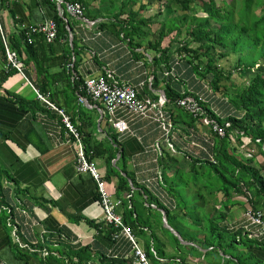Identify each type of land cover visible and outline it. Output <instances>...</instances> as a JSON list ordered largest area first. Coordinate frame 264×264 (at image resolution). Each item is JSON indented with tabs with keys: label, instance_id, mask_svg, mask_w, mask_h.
Here are the masks:
<instances>
[{
	"label": "trees",
	"instance_id": "1",
	"mask_svg": "<svg viewBox=\"0 0 264 264\" xmlns=\"http://www.w3.org/2000/svg\"><path fill=\"white\" fill-rule=\"evenodd\" d=\"M125 1L63 0L61 13L56 0H0V23L9 47L17 53L24 75L32 80V86L56 107L38 98L35 91L34 99H26L3 87L11 75L19 73L6 67L7 58L0 37V131L9 130L5 137L17 143L10 134H19L18 130L22 137L44 152L47 148L41 146L43 142L38 139L37 130L29 125L39 119L45 129L51 130L55 123L71 135L75 144V138L57 109L67 115L80 135L88 159L95 162L96 158H103L106 171H98L106 184L114 180L113 188L108 191L117 201L116 212L137 243L140 239L143 241L149 264H160L158 257L166 259L163 264H191L193 260L197 264H264V0ZM64 2L79 3L83 8L81 19L104 18L102 25L108 22L114 34L130 42L134 38L135 45L148 35L152 37L148 45L159 54L153 57L152 64L158 65L161 71L163 110L172 124L171 134L166 136L167 143L160 146L161 153L153 162L158 181L155 185L149 181L139 182L135 174L129 172L128 156L117 137L120 132L109 124L104 105L86 92V79L107 76H89L85 80L79 76V52L73 30V21L79 18L65 10ZM172 3L178 5L179 11ZM114 4L117 7L111 12ZM2 9L9 14L8 28ZM33 9H42L44 18L32 21ZM48 20H53L57 26L52 42H47L42 32H31L33 27ZM157 22L158 26L152 31L151 26ZM232 55L235 56L233 67L223 69L220 60ZM235 75L244 80L235 84ZM157 77L154 74L153 80L159 81ZM137 93L144 98L138 89ZM82 96L90 105H95V116L108 119L104 133L97 131L94 121L89 119L85 122L89 132L82 123L76 122L78 111L74 106ZM187 97L197 103V111L192 112L179 104ZM18 117H27V123L22 120L17 125ZM214 124L220 127L222 134L214 131ZM133 143L134 146L138 144L135 138ZM90 178L94 186L88 191L98 203L97 186L91 175ZM4 181L14 186L16 198L22 196L26 201H33L34 196L21 189L17 180L0 164V222L5 230L4 237L1 234L0 238L3 237L15 261L23 259L24 264H133V244L120 229L80 212H66L60 206L58 209L67 215L70 223H83L93 228L105 248L111 245L114 248L115 243L125 238L127 251L121 255L105 252L103 248L95 251L91 244L80 245L69 228L50 229L44 221L41 224L49 235L43 236L41 232L47 233L26 209L21 211L23 218L18 220V237L10 234L14 230L15 216ZM37 200L40 203L45 198ZM248 213L254 217L259 214L261 223H252ZM163 216L170 229L162 223ZM114 233L118 234L117 238L113 237ZM161 235L167 238L176 254L167 256V243L162 241ZM0 264L9 263L3 262L0 256Z\"/></svg>",
	"mask_w": 264,
	"mask_h": 264
},
{
	"label": "crops",
	"instance_id": "2",
	"mask_svg": "<svg viewBox=\"0 0 264 264\" xmlns=\"http://www.w3.org/2000/svg\"><path fill=\"white\" fill-rule=\"evenodd\" d=\"M21 1L26 2L27 0ZM143 3H145V0H143ZM1 13L5 26L8 28L9 14L3 9ZM31 18L32 21L42 20L44 18L43 10L33 9ZM102 20L104 21V18L95 17L92 19L84 18L73 21L76 48L79 52L77 54L79 59L77 66L79 76L85 80L89 76L105 74L110 81L128 83L135 86L143 97H151L152 99L154 97H164V82L162 76H160L161 71L158 65L152 64L153 57L159 54L150 49L148 45V41L151 40L152 37L148 35L144 40L135 45L134 43H136V41H134V38L133 41L130 42L128 38L119 37L117 33L114 34L112 27L108 26V22L102 25ZM158 20L161 19L159 18ZM157 26L158 22L151 26V30L154 31V28ZM160 67L161 70H163L162 64ZM0 68H2L1 59ZM154 74H157L159 81L153 80ZM14 77L11 79L8 78L3 84V87L26 99H34L35 93L30 85L32 80H28L29 83L20 74ZM153 81L154 83H152ZM74 107H76V111H78V113L75 114V120L78 124L81 125L82 123L83 126H85L86 132L90 131L88 125H85L88 119L94 121V124L98 127L97 131L99 132L108 128V119L104 118L106 120H103L101 119L102 116H95V105H90L88 102L77 101ZM116 116L125 119L130 129L129 132L119 131L120 133L118 132L119 135L117 136L128 156L129 172L134 173L139 182L143 183L149 181L152 185H155V182H153L155 181L154 171L156 169L153 164L156 160V151L154 147L156 145L163 147L165 142L164 129L155 121L127 115L123 110L116 112ZM164 117L166 120L169 119L167 113H164ZM22 120L24 123H27L28 119L27 117H18L16 124L18 125ZM29 127L37 130V137L43 142L41 146H43V149L47 148L44 152L39 151L32 142L28 141L29 139H26L24 136L22 137V133L18 130L17 133L19 134L15 132H11L10 134L18 144L7 140L5 137L9 130L4 133L0 131V164L17 180L21 189L28 190L30 194L34 196L33 201L29 198V200L26 201L22 196L16 198V196H14V186L4 181V188L10 192L8 202L12 203L11 205L13 206L15 216L12 225L14 230L9 233L12 235H14L13 233H17L16 227L19 224L18 220L23 218L21 211L28 210L29 213L33 214L32 216L37 220L39 226L41 225L42 229L45 230V233H47V230L41 224L42 221H44L45 226L47 224L50 229H53L52 227L57 228L58 226L69 228L70 231L74 232L80 245L91 244L95 251L102 250L101 248H103L105 252L111 251L120 255L124 251H127L128 242L125 238L115 243L113 245L114 248H111L112 245L105 248L106 245L103 244L99 235L93 228H89L85 224L78 225L74 229L70 227L67 215L58 209L59 206L69 213L80 212L93 219L99 217V205L94 202L91 192L88 191L91 186H94V183L88 173L76 172L75 144L71 140V135L65 132L62 127L52 123L51 130L45 129L43 122L39 119L32 122ZM48 131L50 133H48ZM25 134L26 132L23 135ZM96 137L99 138V134L96 135ZM134 138L138 142L135 146L133 143ZM95 162L98 165V169L104 173L106 171V164L103 158H96ZM114 163L115 160L113 161V164ZM81 180L84 183H82ZM114 184V180L108 183V190L111 191ZM36 197L40 200L44 197L45 200H41V202L38 203ZM47 200H52L54 202L51 201L48 203ZM29 202L34 206L25 208L32 205ZM19 205L24 208L21 209ZM47 208H49V212H47ZM4 233L5 230L1 228L0 222V235L2 234L3 236ZM41 235L48 236L49 233L42 234L41 232ZM3 237L0 238V256L2 261L9 264H24L23 259H21V261H15ZM161 239L163 242L167 243L165 248L167 256L177 253L174 248L168 245L167 238L164 237V235H161ZM139 241L140 246L144 249L143 241L141 239ZM151 250H153L152 245ZM153 254L155 258H157V254L154 250ZM158 261L160 264H163L166 259L164 257H158ZM191 264L197 263L193 260Z\"/></svg>",
	"mask_w": 264,
	"mask_h": 264
},
{
	"label": "built area",
	"instance_id": "3",
	"mask_svg": "<svg viewBox=\"0 0 264 264\" xmlns=\"http://www.w3.org/2000/svg\"><path fill=\"white\" fill-rule=\"evenodd\" d=\"M63 0H56L57 6L60 12H63L61 8ZM65 10L73 17L81 19L83 17V8L77 2H64ZM39 31L44 33L47 42H52L55 40L57 35V26L53 20L46 21L45 24H38L31 29L34 33ZM0 37L4 45L5 55L7 58V68L15 69L27 82L28 79L24 75L22 64L18 58L17 53L12 50L7 41L5 32L2 29L0 23ZM68 66H71L69 63ZM30 83V82H29ZM37 97L42 101L46 102L50 107L56 109L54 104L49 103L46 97L39 94V92L30 84ZM86 92L91 96L94 101H100L109 115V121L112 126L120 132H129V125L125 119L116 116L117 110H123L127 115L138 116L142 118H147L155 121L164 129V139L167 143L166 136L171 134L172 124L169 119H165L163 110L165 97H159L157 100L151 97H139L137 93V88L128 83H120L116 81H109L108 78L104 76H99L97 78H88L84 82ZM80 102H87L86 98L83 96L80 98ZM179 104L185 106L186 109L195 112L197 111L198 105L192 98H186L179 101ZM57 111L61 114L62 120L70 133L75 138V168L79 172H87L94 179L97 190L99 193L100 201L98 202L100 208L99 219H102L106 224L120 229L122 235L127 237L133 244V264H149L146 252L137 243L136 237L132 234L130 228L123 223L122 217L116 212L117 201L114 199L112 193L108 191L106 181L102 178V175L98 171V167L93 160L88 159L85 155L82 143L80 141V135L77 129L71 124L70 119L61 110ZM214 131L218 134H222V130L217 124L213 125ZM171 147V144L168 143ZM156 155L161 153V147L156 145L154 147ZM155 184L158 182L154 178ZM249 220L252 223H261L260 215L258 214L254 217L252 214L248 213ZM264 227V224H263ZM263 230V229H262ZM113 237L117 238L118 234L114 233ZM47 253H45L46 255Z\"/></svg>",
	"mask_w": 264,
	"mask_h": 264
},
{
	"label": "rangeland",
	"instance_id": "4",
	"mask_svg": "<svg viewBox=\"0 0 264 264\" xmlns=\"http://www.w3.org/2000/svg\"><path fill=\"white\" fill-rule=\"evenodd\" d=\"M108 1V0H107ZM111 2V1H110ZM113 2V1H112ZM127 3V0L125 1ZM119 6V4H118ZM112 7V11L111 12H114L113 10L117 7L116 4H114L113 6L111 5ZM172 7L176 8V11H179V7L177 4L175 3H172ZM181 13V12H179ZM125 18V16H123V19ZM111 20L114 19L113 17L110 18ZM164 44H167V40L164 41ZM234 59H235V56H229V57H226L224 59H221L220 62H219V65L223 67V69H231L233 67V64H234ZM15 75H17V73H14L13 75H11L9 78H13ZM15 78V77H14ZM244 79L243 78H240L238 75H235L234 78H233V82L235 84H239L243 81ZM28 87V86H27ZM21 93V91H20ZM247 149H250V147H248ZM252 151L256 152V149H251ZM261 158V157H260ZM185 191V189H184ZM186 192V191H185ZM187 193V192H186ZM162 223L164 224L165 223V226H166V221H165V216H163L162 218ZM70 227H72L73 229L76 228L78 225H83V223H80V224H73V223H70L69 224ZM168 229H170L168 226H166ZM75 231V230H74ZM173 232V231H171Z\"/></svg>",
	"mask_w": 264,
	"mask_h": 264
}]
</instances>
